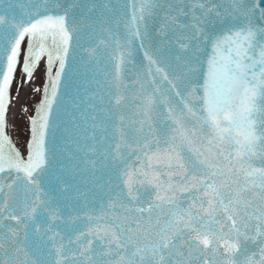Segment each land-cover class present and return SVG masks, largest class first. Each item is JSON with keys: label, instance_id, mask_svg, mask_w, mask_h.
Here are the masks:
<instances>
[{"label": "snow or ice", "instance_id": "6c2138e0", "mask_svg": "<svg viewBox=\"0 0 264 264\" xmlns=\"http://www.w3.org/2000/svg\"><path fill=\"white\" fill-rule=\"evenodd\" d=\"M0 264H264V0H0Z\"/></svg>", "mask_w": 264, "mask_h": 264}, {"label": "rangeland", "instance_id": "374dc122", "mask_svg": "<svg viewBox=\"0 0 264 264\" xmlns=\"http://www.w3.org/2000/svg\"><path fill=\"white\" fill-rule=\"evenodd\" d=\"M42 62L26 82L20 79L18 70L11 87V103L7 112V132L17 146H23V115H29V106H35L43 76ZM27 109V110H26Z\"/></svg>", "mask_w": 264, "mask_h": 264}, {"label": "water", "instance_id": "95a60500", "mask_svg": "<svg viewBox=\"0 0 264 264\" xmlns=\"http://www.w3.org/2000/svg\"><path fill=\"white\" fill-rule=\"evenodd\" d=\"M42 65H43V69H41V71H43V76H42V80H41V84H40V90L43 88L42 85L44 84L43 83V79L45 81L46 79V67H44V64L42 62ZM18 73H19V76H20V79L24 82H26V77H25V74L23 73V71L21 70V68H18ZM44 70H45V75H44ZM41 91L38 92V96H37V100H36V104L38 103L39 101V98L41 97ZM35 104V105H36ZM34 109V106H29V115L32 114V111ZM29 115H23V142L25 141V139L27 138L28 136V116Z\"/></svg>", "mask_w": 264, "mask_h": 264}]
</instances>
